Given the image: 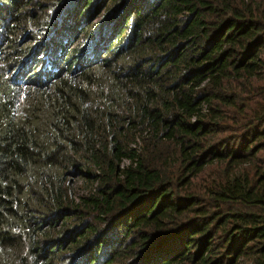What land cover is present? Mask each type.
Here are the masks:
<instances>
[{
	"label": "trees",
	"instance_id": "trees-1",
	"mask_svg": "<svg viewBox=\"0 0 264 264\" xmlns=\"http://www.w3.org/2000/svg\"><path fill=\"white\" fill-rule=\"evenodd\" d=\"M110 2L92 59L0 63V264H264V0ZM109 64L124 97L61 79Z\"/></svg>",
	"mask_w": 264,
	"mask_h": 264
},
{
	"label": "rangeland",
	"instance_id": "rangeland-1",
	"mask_svg": "<svg viewBox=\"0 0 264 264\" xmlns=\"http://www.w3.org/2000/svg\"><path fill=\"white\" fill-rule=\"evenodd\" d=\"M82 5V0H19L15 5V8L11 9V7H7L6 0H0L1 14H9V10L12 13L14 12V10H19L20 12L15 16V18L20 17L22 19L21 22L25 21L23 24H21V22L11 23L12 30L10 36L7 37L8 40L0 42L2 44L0 49V52L2 53V55H0V63H3V65L7 67L13 65L11 70H9L11 71V73L9 74V78L11 80L13 78V75L22 66H24L25 68L29 66V68L32 69L31 72L37 71V73L40 72L42 74L45 65L51 64V58L49 55L50 51L56 52L59 50V52L63 55H67L70 57L74 49L77 50V55L82 53L83 55H87L89 51L92 50L95 42L99 41L100 38L97 35H94L92 38L90 36L87 37L86 33H90V29L94 25H98L99 23L104 22L105 19H103L102 15L105 14L107 10L114 8L110 0H104L101 5V10L96 11L95 15L92 16L90 13V7L85 8L83 11ZM43 6L48 8L43 9ZM55 11L57 12L54 13ZM80 13L81 16L79 17L78 14ZM13 20L14 18L11 19V21ZM76 20L78 23L76 22ZM75 22L77 23L75 29H77L78 26L83 23H86L85 25L87 27L85 28L86 30L76 32V34L73 35V41H70L71 35L73 34L71 28H73V24H75ZM49 23L51 25L46 27V24ZM24 24H27L26 28L23 27ZM40 44H42V46ZM44 47L47 48V51L45 53ZM42 52L44 54L39 57ZM87 58L92 59V57L88 55ZM17 61H20L19 68H17V66L19 65H17ZM35 62H40L38 64V66L40 67H38L37 70L34 67ZM25 68L21 70L23 71L22 75L25 79L27 78V76L35 77V72H30L31 75L26 74ZM79 68L80 66L78 65L74 66L73 73L66 72L63 77H61V79H67L68 75L70 78L76 79L77 82H79L78 78L85 74L84 78L86 79V81L83 83V85L86 89L90 87L92 91L91 98L102 95L100 94V87L102 83H106L104 87L106 91L108 86L112 85L113 87L117 88L118 94L121 97H124L123 89L126 86V82L125 80L120 79L118 83V81L115 80L117 74L115 73L117 72L115 66L113 67L110 64L103 65L100 68L94 66L88 70ZM118 75L121 76V72H119ZM89 78L92 79L91 82H87ZM59 80L52 81L55 84ZM20 82L24 83V80L17 81V83ZM76 84L78 85V83ZM27 95H29V93ZM27 95H25L24 97L25 101L33 102V95ZM102 128L103 126H101L99 130H101ZM69 174L70 175L68 179L71 182L69 184L73 193L76 195L85 193V186L80 179V174H77L76 172H70Z\"/></svg>",
	"mask_w": 264,
	"mask_h": 264
}]
</instances>
